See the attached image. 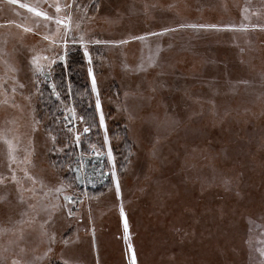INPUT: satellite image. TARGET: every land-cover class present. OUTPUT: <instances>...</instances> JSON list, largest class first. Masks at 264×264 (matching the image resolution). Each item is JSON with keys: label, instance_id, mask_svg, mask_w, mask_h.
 I'll list each match as a JSON object with an SVG mask.
<instances>
[{"label": "rangeland", "instance_id": "obj_1", "mask_svg": "<svg viewBox=\"0 0 264 264\" xmlns=\"http://www.w3.org/2000/svg\"><path fill=\"white\" fill-rule=\"evenodd\" d=\"M69 16L65 37L55 21ZM70 44L93 99L90 141L71 97L50 129L38 106L44 72L53 84ZM97 152L110 179L79 190L75 156ZM65 192L81 208L64 205ZM142 258L264 264V0H0V264Z\"/></svg>", "mask_w": 264, "mask_h": 264}, {"label": "trees", "instance_id": "obj_2", "mask_svg": "<svg viewBox=\"0 0 264 264\" xmlns=\"http://www.w3.org/2000/svg\"><path fill=\"white\" fill-rule=\"evenodd\" d=\"M80 46L81 45L70 44L67 49L66 65H64L63 62H59L54 66L53 81L57 85L56 91L60 93L59 99L55 98L56 96L53 95L52 88L49 87V82L46 81L47 83H45L44 86H48V88L46 87L47 89H45V92L48 93L49 96L44 98L43 100H40L41 104H39L38 106L41 111L40 115L42 114V112L44 113V111L46 110L43 116L45 121L47 122L46 127L50 129L49 123L53 120L54 115L56 113L57 115L58 114L61 115V112L64 111L63 109H59V102H64L68 104L70 103L68 101L70 99L69 97H71V103L73 105V108L76 110V112L79 115V118L81 119L85 127L88 129V133L84 136V141H90L91 139H94L96 135V128H95L96 115H95L94 105L92 102L93 99L91 97V94L89 96L90 86H88L86 82L87 80L84 77L83 70L79 68V65H82L84 60L83 51ZM65 78L68 79V81L66 82L69 83L70 93H68L67 86H64ZM39 119L41 118L39 117ZM69 142L70 140L67 139V143ZM129 147L130 148L128 149V151H126L123 154V156L119 158L120 164L123 167L127 165L131 155V151H130L131 145H129ZM79 149H82L84 151L86 150L83 143L77 144V150ZM72 150L76 152L75 147L72 148ZM118 151H120V149ZM71 176L74 178L72 172H71ZM107 183L108 182L102 185H96L94 187L89 186L86 188L90 193H94L100 191V189H102ZM81 189L83 188H79V190Z\"/></svg>", "mask_w": 264, "mask_h": 264}, {"label": "snow or ice", "instance_id": "obj_3", "mask_svg": "<svg viewBox=\"0 0 264 264\" xmlns=\"http://www.w3.org/2000/svg\"><path fill=\"white\" fill-rule=\"evenodd\" d=\"M8 3H9V4H17V3H18V0H8ZM19 6H20V7H23V8H27L29 12L34 13V14H35L36 16H38V17H43L45 20H49V19H51V17H49V16L47 15L46 12L38 10L37 7H30V6H28L27 4H23V3H20ZM66 7L71 8L72 5H66ZM60 11H61V8L59 7V5H57V6H56V12L59 13ZM67 19H68V23H65V20H63V19H57V20L55 21L56 24H57L58 26H59V25H63V26H64V36H65V37H67L68 31L70 30V27H71V17L69 16ZM191 26H192V27H195V25H191ZM77 27H79V25H77ZM201 27H203V25H201ZM211 27H215V26L212 25ZM24 30H25V31H31V29H29V28H25ZM44 39H45V40H48L49 37H48V36H45ZM83 39H84V37L81 36V37H80L81 42H83ZM137 39H143V38H142V37H138ZM53 43H55V41H53ZM96 43H100V41H96ZM120 43H127V41H121ZM66 46H67V41L65 40V47H66ZM84 55H85V57H88V58H89V63H91V58L89 57V54H88V51H87L86 48H85ZM59 58H60L61 60H63V59H64V56H60ZM39 59H41V58H40V57H35V58L33 59V64H35L36 61L39 60ZM42 59L47 60L48 57H43ZM52 63H55V60H53ZM88 74H89L90 77H93V72H92V68H91V67L88 69ZM20 87L23 88L24 85H20ZM50 87L52 88V93H53L54 95H56L57 99H59V97H60V93H58V92L56 91L57 85H56L55 83H53V84L50 85ZM13 91H15V88L13 89ZM92 91H93L94 93L97 92L96 81H95V78H94V77L92 78ZM100 108H101V103H100L99 95H98V93H97V99H96V109H97V111H99ZM100 126H101V127H104V119H103V115H101ZM69 131H71V130L69 129ZM84 131L87 132L88 129L85 128ZM53 140H55V137H53ZM76 141H77V143H79V141H80V137H79V136L76 137ZM105 143H107V136H105ZM11 151H12V146H11V144H9V152L11 153ZM96 155H97V157H99V156H101L102 154L99 153V152H97ZM78 159H81V158H78ZM108 159H109V160H112L111 150H109V152H108ZM82 167H83V165H80V166H78V167L76 168L77 175H76L75 179H76L77 181L81 180V176L79 175V172L81 171V168H82ZM25 174L27 175V173H25ZM13 179H15V176H13ZM113 179H115V173H113ZM33 182H35V181H33ZM56 191H57V192H60V191H62V188H57ZM64 199L67 200V201H69V202H72V198H71V197L65 196ZM70 214H71V213H70ZM46 223H47V222H46ZM41 227L43 228L44 225H41ZM125 231H127V226H125ZM52 239L54 240L55 238L52 237ZM65 243L67 244L68 241H65ZM49 251H51V249H49ZM13 264H16V262L14 261Z\"/></svg>", "mask_w": 264, "mask_h": 264}, {"label": "water", "instance_id": "obj_4", "mask_svg": "<svg viewBox=\"0 0 264 264\" xmlns=\"http://www.w3.org/2000/svg\"><path fill=\"white\" fill-rule=\"evenodd\" d=\"M43 77L44 79L49 82L50 80V76H49V73L48 72H44L43 74ZM51 84H49V87H50ZM51 88V87H50ZM69 116H70V113H69ZM102 155L97 157V155H92V156H85L84 157V164H88V161L91 160L92 162V167H98L97 169V172H98V177H97V181H96V185H102L104 183H106L108 180H109V171L107 169H104L103 170V166H104V154L101 153ZM76 159H78V156H75ZM80 166L79 163H74L72 166H71V172L73 173L74 175V178L76 177L77 175V172H76V168ZM79 175L81 176V180L77 181L75 179V183L76 185L80 188L84 185V182H85V179H87V176L83 175L82 173V170L79 172ZM86 183V182H85ZM95 185V186H96ZM66 195H64L63 197H65Z\"/></svg>", "mask_w": 264, "mask_h": 264}, {"label": "flooded vegetation", "instance_id": "obj_5", "mask_svg": "<svg viewBox=\"0 0 264 264\" xmlns=\"http://www.w3.org/2000/svg\"><path fill=\"white\" fill-rule=\"evenodd\" d=\"M84 157H85V155L82 157V159H80L82 161H81V164L80 163L79 164L80 165H83V167L81 168L82 173H83V175L87 176V179H85V182L90 187L91 186H95L96 185V181H97V177H98L97 169H98L99 166L92 167L91 160L88 161V164H84L83 163L84 162ZM104 169H106L105 168V165L103 166V170ZM64 195L72 198V202H69V201L65 200L64 197H63L64 205L67 206V204H70L71 203V206L73 207V209L74 208H78V209L81 208V206H80V204H81L80 202L82 200V196L81 195H78V194H69L68 192H65Z\"/></svg>", "mask_w": 264, "mask_h": 264}, {"label": "bare ground", "instance_id": "obj_6", "mask_svg": "<svg viewBox=\"0 0 264 264\" xmlns=\"http://www.w3.org/2000/svg\"><path fill=\"white\" fill-rule=\"evenodd\" d=\"M150 241H151V240H150ZM144 261L147 262V264H150V261H149L148 259H143V258H142V262H143V264H144Z\"/></svg>", "mask_w": 264, "mask_h": 264}]
</instances>
